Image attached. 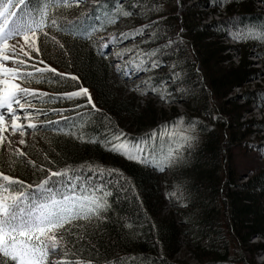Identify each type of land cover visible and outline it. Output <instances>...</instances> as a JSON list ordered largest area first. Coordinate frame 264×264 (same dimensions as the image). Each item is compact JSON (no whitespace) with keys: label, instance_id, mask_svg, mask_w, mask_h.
Masks as SVG:
<instances>
[{"label":"trees","instance_id":"trees-1","mask_svg":"<svg viewBox=\"0 0 264 264\" xmlns=\"http://www.w3.org/2000/svg\"><path fill=\"white\" fill-rule=\"evenodd\" d=\"M123 3L125 7L140 6L130 9L135 13L133 16L121 17L116 24L96 33L91 41L48 29L50 36H56L65 47L61 49L49 39L47 44L40 45L41 52L32 64L49 65L65 77L46 73L43 82L36 83V79H41L37 73L26 85L50 95L76 91L82 85L91 93L96 109L84 96L74 101L33 98L35 108L47 112L37 122L52 120L59 124L35 133L28 129L31 137L26 150L9 149L7 157L17 163L13 169L4 164L7 169L4 173L34 184L46 175L39 170L41 167L57 170L66 165L95 164L116 170L103 177L84 173L97 181L102 179L111 192L108 211L82 233L83 239L76 244L83 258L91 259L93 264H255L257 254L264 257V164H256L242 174L235 165L233 152L244 145L253 146L249 141L253 139L264 160L262 137L257 138L264 133V119H244L252 106L262 110L258 103L264 100V88L244 91L237 98L230 95L259 75V71L250 69L248 57L253 49L264 61V40H236L231 33L246 26L256 29L264 26V12H257L255 0H201L195 10L180 9L177 0H123ZM211 6H216L210 13L219 20L206 23V12L201 9ZM93 11L94 5L86 12L73 5L56 10L55 15L61 18L64 27V18L75 21L82 13ZM100 14L103 15V10ZM93 22L91 16L85 21ZM144 25L148 27L143 34L134 35V30ZM121 33L131 35L124 39ZM112 34L123 42H132L123 47L133 49L123 59L106 58L104 48L98 46L100 37L109 41ZM227 42L233 45H225ZM155 49L159 51L153 59L159 60L161 66L141 72V81L136 84L141 85L139 91L133 90L136 85L126 87L115 81L114 63L127 64L137 52ZM230 51L237 56L235 66L227 64ZM39 60L44 64H39ZM145 67H150V62ZM72 75L79 78L78 82L68 78ZM149 77L160 86L167 82L172 94L169 102L162 101L142 84ZM49 79L53 81L51 84ZM140 91H146L166 107L180 103L183 109L177 113L174 106L155 107ZM53 109L65 110L63 116L69 120L65 121ZM181 116L186 124L198 122L191 133L195 139L181 151V159L163 172L111 151V144L106 143L115 134L123 133V138L134 144L162 124L171 127ZM80 124L84 125V141L58 131L79 132ZM93 139L95 143L88 142ZM156 147H161L159 140ZM16 151L25 155H12ZM144 154L148 156V152ZM29 160L35 162V168L27 164ZM166 206L178 210L166 211ZM253 239L259 241L253 243ZM181 247L189 255V263L178 258Z\"/></svg>","mask_w":264,"mask_h":264},{"label":"snow or ice","instance_id":"snow-or-ice-1","mask_svg":"<svg viewBox=\"0 0 264 264\" xmlns=\"http://www.w3.org/2000/svg\"><path fill=\"white\" fill-rule=\"evenodd\" d=\"M83 2L84 0H0V145L7 141L9 148L11 147V140L5 136L9 131L11 135L19 133L21 137L19 143L25 144L23 137L26 129H31L35 133L40 128L59 124V121L52 120L37 122L41 115L47 116V112L35 108L33 98L48 97L53 101H74L84 96L87 97V103L92 109H96L91 93L82 85L76 91L57 95L24 86L30 83L37 73L41 79H36V83L43 82L46 73L61 79L65 77V74L59 73L56 68L49 65L36 67L35 64H29V61L39 56L40 45L47 44L49 39L64 49V44L56 36H50L48 29L91 41L96 33L105 30L108 25L116 24L121 17L133 16L135 13L130 9L140 6L133 4L125 7L123 0H94L93 12L82 13L75 21L64 18L66 25L61 27V18L55 15L56 10L68 9L73 5L79 6ZM260 2L264 4V0ZM101 10L103 15L100 14ZM90 16L94 18V22L85 23ZM147 27L148 25H144L135 29L134 35H142ZM130 35L121 33L124 39ZM231 35L236 40L248 38L264 40V26L259 29L246 26L245 29ZM121 37L112 34L109 41L100 37L98 46L108 49L110 44H116ZM132 51L133 49L123 48L117 51L115 56L123 59ZM158 51L155 49L148 53L137 52L136 56L126 62L127 65H131L130 69L127 66L122 68L120 64H116L115 67L126 76L129 71L148 72L159 68L161 66L159 60L153 59ZM9 61L12 66L8 65ZM38 62L44 64L43 60ZM149 62L150 67H145ZM29 68L32 70H28ZM173 75L179 78L178 74ZM68 78L76 82L79 80L75 75ZM52 82L51 79L48 80L49 84ZM142 84L159 99L169 102L172 94L166 87V81L160 86L149 77L148 80L142 81ZM140 88L141 85H136L133 90L139 91ZM140 94L147 95V92L140 91ZM53 111L61 115L65 121L69 120V117L63 116L65 110ZM197 123L190 121L186 124L184 117L181 116L172 122L171 127L168 124L160 125L157 130L141 138L139 144H131L123 138V133L115 134L112 140L106 143L111 144V151L142 164H152L163 172L181 159L180 153L186 145L191 146V141L195 139L191 133L195 131ZM83 127V124L79 125V132L71 129L58 131L84 141ZM157 140L161 146L159 149L156 147ZM88 142L96 141L93 139ZM145 152H148V156L144 155ZM12 155L24 156L25 153L16 151ZM16 163L17 161L11 158L7 161L0 160V264H93L91 259L83 258V252L76 248V244L83 239L82 233L86 232L94 221H100L103 214L108 211L110 207L108 198L111 192L107 190L102 179L97 181L84 173L87 171L103 177L105 173L111 175L116 170L105 169L95 164L66 165L57 170L41 167L39 170L46 172L45 177L34 184H26L23 180L6 175L3 171L4 164L13 169ZM27 164L36 167L34 161L29 160Z\"/></svg>","mask_w":264,"mask_h":264},{"label":"rangeland","instance_id":"rangeland-1","mask_svg":"<svg viewBox=\"0 0 264 264\" xmlns=\"http://www.w3.org/2000/svg\"><path fill=\"white\" fill-rule=\"evenodd\" d=\"M93 1L94 0H84V2L82 3V7H83L82 10H85V8H87L89 6V4L92 3ZM190 1H191L190 3L187 1L182 3L181 0H177L178 7L182 10L185 9L186 7H190V8H192V10H195L198 7V5L201 3V0H190ZM215 7L216 6H213V7L211 6V7L205 8V10L201 9L202 11L206 12V13H204L205 14L204 17L206 18L205 19L206 23H209L210 21L219 20L217 15L213 16L210 13L212 9L215 10ZM255 7H256L257 12H261V13L264 12V4H262L260 2V0H255ZM135 39L136 38H134V40ZM173 44H174V42H173ZM225 45L231 46L233 44L231 42H227V43H225ZM120 47L121 46L116 47V49L114 50L113 53H115L117 48L119 49ZM256 52L257 51L252 49V51L250 52L249 57H248V62L250 63V69H254V70L259 71V75L257 77H255L254 79H252L251 81L247 82L243 89H240V90L235 89L232 92V94L230 95V97L237 98L244 91H253V90H258V88H261V89L264 88V61L261 57L256 55ZM113 53L107 52V56L109 58H112ZM228 56H229V63H227L228 66L230 64H232L234 66L237 65V56H236L235 52L234 51L228 52ZM25 59H27V58H25ZM32 63H34V60L29 61V64H32ZM117 64H119V63H117ZM8 65L12 66L10 61L8 62ZM123 67H125V65H122V68ZM127 67L130 69L131 65H127ZM113 75L115 77L116 82H122L126 87H132V86L138 84L141 81V78L143 76V75H140V72H133V71H129V74L126 76V75H124L123 71H117L115 65H113ZM119 75H123L124 79H122ZM24 86L31 88L29 85H26V84ZM146 96H147V98H146L147 101H151L155 107L168 108L170 106H174L175 109L177 110V113H180L183 109V106L180 105V103H174V105H169L166 107L161 102H159V101L157 102L155 97L151 96L150 94H147ZM258 104H261L260 106H262L261 107L262 110L257 109V107H256L257 105L252 106L251 112L248 114H245V116H244L245 120L247 119V120L259 121L261 119H264V100H262V102H260ZM147 116L148 115L145 116L146 120L149 119ZM129 126H130V124H129ZM135 130H136V127H133L132 133H135ZM5 136H7L8 139L11 140V147L9 148L7 141H5V143L3 145H0V160H4V161H7L9 158V157H7L9 149L11 151L18 150V149H21V151L22 150L25 151L26 146H27V141L31 137V135L26 130L25 136L23 137V139L25 140V144H20L19 140L21 139V137L19 136V133H16L15 135H11V133L9 131V132L5 133ZM261 137H262V141H260V143L264 144V133H260L257 136V138H261ZM165 139L167 140V137ZM249 141L251 143H253V146L252 145H247V146L244 145V146H241V148H239V150H234V152H233V155H234L233 160L235 162V165L237 166V168L240 170V172L242 174L246 173V171L249 170V168L254 167L256 164H264V160L261 159L256 147L254 146L255 145L254 142L256 140L250 139ZM139 143H140V140L134 144H139ZM165 146L167 148V144L164 145V149H165ZM149 165H152V164H149ZM6 170H7L6 167L5 168L3 167V171L7 172ZM5 174L7 175V173H5ZM165 210L166 211H171V210L177 211L178 209H177V207L172 208L171 206H166ZM258 241H259L258 239L252 240L253 243H256ZM177 256L182 261H187L188 263L190 262V257L188 255V253H186L185 248H183V247H181ZM253 260H254L255 264H264V257L261 254H257Z\"/></svg>","mask_w":264,"mask_h":264}]
</instances>
